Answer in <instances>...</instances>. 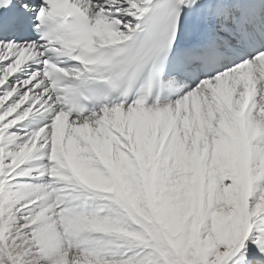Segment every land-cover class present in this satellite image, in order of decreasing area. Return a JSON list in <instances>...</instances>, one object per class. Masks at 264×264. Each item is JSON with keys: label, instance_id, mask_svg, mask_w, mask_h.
Listing matches in <instances>:
<instances>
[{"label": "snow or ice", "instance_id": "snow-or-ice-1", "mask_svg": "<svg viewBox=\"0 0 264 264\" xmlns=\"http://www.w3.org/2000/svg\"><path fill=\"white\" fill-rule=\"evenodd\" d=\"M0 264H264V0H0Z\"/></svg>", "mask_w": 264, "mask_h": 264}]
</instances>
